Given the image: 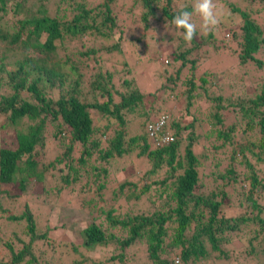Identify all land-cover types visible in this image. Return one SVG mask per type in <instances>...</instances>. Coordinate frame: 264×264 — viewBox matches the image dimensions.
<instances>
[{"label":"trees","instance_id":"16d2710c","mask_svg":"<svg viewBox=\"0 0 264 264\" xmlns=\"http://www.w3.org/2000/svg\"><path fill=\"white\" fill-rule=\"evenodd\" d=\"M108 1L90 6L86 0H54L51 11L44 5L33 8L27 0H0V126L5 121L13 126L11 146L0 144V195L8 194L1 185L16 182L24 191L28 177L42 182L45 167H56L58 184L43 190L68 197L79 187L88 195L82 205L90 222L80 230L82 243L106 246L110 264H262L264 60L255 55L264 52V24L247 8L227 3L239 20L230 30L238 66L228 76L231 67H201L224 44L215 43L222 41L215 30L196 39V30L184 20L189 6L128 0L143 29L177 23L166 57L178 63L174 72L161 68L156 90L142 91L131 77L132 65L140 60H128L113 38ZM6 18L13 22L8 25ZM91 41L83 51L57 54ZM11 52L21 58L5 62ZM101 55L113 63L107 66ZM248 64L258 75L246 85L235 75ZM156 91L162 94L157 102ZM171 94L180 105L177 112L163 108ZM162 113L166 120L154 137L160 141L169 134L173 140L153 144L148 127ZM52 135L63 149L37 171L33 157ZM129 154L144 167L141 179L109 185L112 160ZM140 196L142 209L122 210V204L134 205ZM49 209L39 218L23 203L8 213L0 200V264L39 263L38 247L49 238ZM139 243L142 253L132 261L125 250Z\"/></svg>","mask_w":264,"mask_h":264},{"label":"rangeland","instance_id":"374dc122","mask_svg":"<svg viewBox=\"0 0 264 264\" xmlns=\"http://www.w3.org/2000/svg\"><path fill=\"white\" fill-rule=\"evenodd\" d=\"M86 1L90 6L105 2V0ZM222 1L225 3L224 5L222 4L223 6L216 2V0H174L173 6L176 8L189 6L192 9L185 15L184 20L188 22L190 27L196 30V39L208 30H215L216 36L222 40L221 42L216 41L215 43L224 44L222 45L223 47H220L221 53L219 52L217 54L218 56L214 58L210 57L201 65V67L205 66L208 70H220L222 68L231 67L232 70L227 72L228 76H230L238 66V59L235 56V46L231 39L230 30H232V25L239 22V20L235 14L228 12L229 9L227 3L234 2V4L238 5L241 9L247 8L249 15L255 20L260 21L262 25L264 24V4L259 0ZM107 3L110 9V16L113 17L115 22L112 29L113 38L119 40L121 48L128 60L129 58L140 60L137 64L134 62L136 65H132L131 77L134 78L136 81L135 83L138 84L142 91H155L158 83L162 80L161 76L163 75V72L160 69H166L171 73L174 72L175 66L178 64L172 61L168 63L166 59L172 49L168 46L172 41L171 36L176 35V31L174 30V27H177L176 20H172L171 23L169 21L162 24L160 23L157 29H153L152 27L143 29L142 25L139 23L138 10L131 8L130 1L109 0ZM26 4L33 8H37L38 5H44L49 7L52 11L54 0H27ZM98 10L101 11L102 7L100 6ZM6 20L8 25L13 22L12 18H6ZM220 24H224L227 27L225 28L226 30L222 29L219 31L215 29L216 26ZM151 25H153V23ZM137 37L140 38V41H135V38ZM91 43H93V41L88 42L87 45L84 46L80 43H77L76 45H68L65 49H57V54L63 55L69 53V51H83L85 48H88V45ZM189 43L188 40H183L184 46H189ZM200 49L202 52L203 47L201 46ZM101 56V58L104 59V64H107V66H109L110 62L113 63L109 56ZM255 56L264 60V52L258 53ZM19 58H21V54L11 52L8 54L5 62L11 63ZM56 58L57 57L53 55L51 61L56 62ZM79 59L81 60L82 56H80ZM133 59L131 61H133ZM170 64L172 66H170ZM248 67L251 69L249 64L245 65L244 68L248 70ZM245 69H242V66H240L235 77L236 79H241L242 82L246 84L257 78L258 73L254 70H248V76L244 74L242 75V71ZM241 75L242 77H240ZM165 83L166 82L162 84ZM1 91L5 92L6 89L2 87ZM159 92L160 91L155 92V102L162 97V94ZM194 107L197 108L198 104L194 103ZM163 108L166 111L175 108L174 110L177 112L180 109V105L173 99V94H171L168 99L164 101ZM12 128L13 126H10L6 121L3 122L0 126V144L11 146V137L13 136ZM49 130L48 134L51 135L52 128H49ZM99 132L100 129L95 130L94 135L98 137ZM102 137L104 138V136ZM42 149L43 150H41L38 155L36 154L33 157L37 163V168H35L37 171H40V169H42L48 161L52 160L54 155L62 151L63 148L52 135L45 139V145ZM112 162L113 166L110 168V178H112V182L109 185L114 186L117 181H121L125 178L130 180L141 179V173L144 170V167L140 163V160L133 158V154L124 155L122 158H116L115 160L113 159ZM113 167H115V170H113ZM220 167H224V163L221 164ZM122 171H126V173ZM58 176L59 174L56 167H45L42 182L35 181L33 177H28L24 191L19 190L16 182L1 185L3 188H7L8 191V194L0 195L2 205L8 210V213H11L12 211H17L23 203H26L28 208L34 213V216H39V218L45 208H50L48 213V226L50 227V231L48 232L49 238L48 242L41 243L38 247V264H90V262L97 260L103 261L102 264H110V262L105 261V257L109 253L108 249L105 248L106 246L97 245L91 247L82 243L80 230L90 222V215L86 213L85 207L82 205L88 198V195L79 191V187L75 191H72L68 197H65V195H61L62 197H56L54 190L49 193H45L43 190V185L44 187L57 185L59 179ZM85 181L86 179H84L82 183ZM93 187L94 185L91 183L88 188L93 189ZM107 187L105 190H108ZM89 192L90 195L93 193L90 189ZM105 192L107 193V191ZM149 193L147 192L146 194L151 195ZM260 201H262V197H260ZM110 203L111 202H108L107 204ZM114 205L116 206V204ZM122 206V210L124 211L132 213L138 212L139 209L144 207V196H140L139 200H137L134 205L129 203L125 206L122 204ZM146 207L148 206L146 205ZM95 213L96 212H94L93 215ZM72 245L77 246L76 251H72ZM142 246L143 244L141 245V243H139V245L136 244L129 249L127 248L125 250L126 257L132 260L131 258L137 256L138 253H142ZM170 255L173 256L172 259L176 257L173 253H170ZM260 256L261 254L257 255V257ZM259 260L264 264L263 257H260ZM177 264H180V262Z\"/></svg>","mask_w":264,"mask_h":264},{"label":"built area","instance_id":"2783aa9c","mask_svg":"<svg viewBox=\"0 0 264 264\" xmlns=\"http://www.w3.org/2000/svg\"><path fill=\"white\" fill-rule=\"evenodd\" d=\"M165 120H166V114L165 113H162L159 116H157V118L155 119V121L153 122V124L148 127L149 135L153 138L152 141H154L153 144H157L158 142H168V141L173 140V137L171 135H169V134H163L160 137V139H159L160 141H158L154 137L155 132L158 131L159 128L164 124ZM174 261L177 262V259L175 258Z\"/></svg>","mask_w":264,"mask_h":264}]
</instances>
